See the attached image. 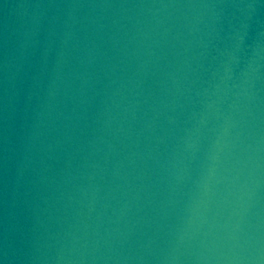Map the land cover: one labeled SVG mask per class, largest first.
<instances>
[{"label": "water", "instance_id": "95a60500", "mask_svg": "<svg viewBox=\"0 0 264 264\" xmlns=\"http://www.w3.org/2000/svg\"><path fill=\"white\" fill-rule=\"evenodd\" d=\"M0 264H264V0H0Z\"/></svg>", "mask_w": 264, "mask_h": 264}]
</instances>
